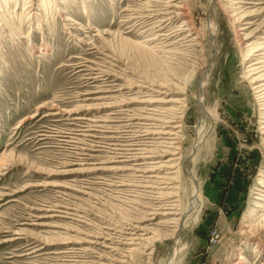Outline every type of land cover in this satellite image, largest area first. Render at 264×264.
Segmentation results:
<instances>
[{
	"label": "rangeland",
	"instance_id": "rangeland-1",
	"mask_svg": "<svg viewBox=\"0 0 264 264\" xmlns=\"http://www.w3.org/2000/svg\"><path fill=\"white\" fill-rule=\"evenodd\" d=\"M155 1L0 0V264H264V102L244 61L264 5L216 0L214 44L209 0L148 41ZM171 117L177 140L140 142ZM143 149L161 164L132 161ZM176 200L174 220L199 209L177 235L154 216Z\"/></svg>",
	"mask_w": 264,
	"mask_h": 264
},
{
	"label": "bare ground",
	"instance_id": "bare-ground-1",
	"mask_svg": "<svg viewBox=\"0 0 264 264\" xmlns=\"http://www.w3.org/2000/svg\"><path fill=\"white\" fill-rule=\"evenodd\" d=\"M250 1H252V2H250ZM254 1H256V2H254ZM244 2H245V4H248V5H250V4L251 5H264V0H249L248 2L247 1H244ZM148 3H149V5H148L147 8H151V9L150 10H146L149 13H147L148 15L143 16V18H147V19L150 18L151 20H153V19L157 20V21L151 22V23H149V24H147L145 26H141L142 28L150 27V30H154V33H156L154 35L155 38L152 39V40H148V41H160V40H162L161 38L163 37V40L165 42H167V41H170V40L177 39V37H180L182 35L181 33L183 31L182 27L179 30H176L174 32H169V31L171 29L170 27L172 25V22L175 19L177 20V19L183 18L184 20L186 19L185 21H188V18H184V17H187V15H186V11H185V9L183 7V0H165V1L164 0H157L155 2H148ZM173 3L175 4L174 6L172 5ZM209 4H210L211 15H210L208 20H209V22H211L210 23V29H211L210 32L213 35V39H212L213 41L212 42L215 44L216 43L215 37H216L217 32H216V30L213 29V26H214V22H215L214 14H215L216 8H217L216 0H209ZM238 10H240V9H238ZM249 15H252V14L242 15L241 19H246V17L249 16ZM66 21H70V19H67ZM190 26H192L190 24V22H185L183 27H187L188 28ZM245 29H247V28H242L241 31H243ZM191 31H192V29H189V32H191ZM248 38H250V36H248L245 39H248ZM261 40H264V37L260 38V39L258 38L255 41H252L250 43L248 42V45L246 46V54H247L248 58H246L244 61H247L248 59H251V58L254 57L253 62L251 64H249L248 69L246 71V79L249 80L250 83L253 85L252 88L255 91L257 99L260 102H264V41L262 42ZM90 80H92V78ZM206 81L207 80L204 81V85H206ZM153 86H154V89L156 90V91H153L154 93L163 94V92L159 91V88H161L162 85H157V86L153 85ZM162 88H163V86H162ZM203 91H205V90H203ZM203 91H202V93L199 96L200 102H203V100H204L203 98H205L204 95H203V93H204ZM150 99H151V97H150ZM143 102H145V101H143ZM147 103L153 104V103H175V102H172V100H166L165 102H157V101L149 100ZM203 112H204V108H202V111L200 112L201 114H200V117H199V121H201V119H202V116H203L202 113ZM207 113H208V110H207ZM174 119H176V118L175 117H171L169 119L166 118L165 119L166 121H164L163 124H162L163 126H161L162 128L157 129L156 130L157 132L151 131V130H146L145 134L143 135V138L140 139L141 140L140 142L144 143L145 140H149V138H147L148 136H159V135L165 136L166 139H164V140H168V141L177 140L176 129H178L179 126H178V122L176 120H174ZM263 124H264V122H263ZM172 125H174V126L171 128ZM198 129H199L198 130V135H200L201 131L203 132V126H198ZM263 129H264V127H263ZM168 136H171V137L167 138ZM201 137L198 138V141L196 142L197 144L195 143L196 147L194 149V153L192 154L191 162H193L195 160L196 151H197L198 147L200 146V143L202 142ZM158 139H162V138H158ZM158 139H156V140H158ZM168 144L171 145V143H168ZM142 145L143 144H140L139 146H142ZM135 147H137V146H135ZM137 150H139V149H135L133 151H137ZM140 151H142V152H138L139 156H137V154L135 152H133L134 154H131L132 161H138V160L144 158V160L149 161L148 165L155 164V163H151L150 164V161L151 162H153V161L156 162L158 157H162V155H163L162 153H165L163 151H159L161 153V155H160L159 152H157V151H151V150H146V149H143V150H140ZM167 155H169V154L167 153ZM119 158H122V157H119ZM156 164H161V163L156 162ZM163 164L161 166H159V169L160 168H167L169 170L170 169L172 170V169H175V167H176V166L166 167L165 164H168V162H164ZM146 169H148V170L145 171V172L142 171L141 173H148V172H152L153 171V169H151V167H144L143 168V170H146ZM160 170H162V169H160ZM157 171H158V169H157ZM174 173L176 174V172H174ZM156 177H160V176H156ZM160 179H162V178H160ZM166 179H168V178H166ZM172 179H174V178H172ZM164 180L165 179H163L162 181H164ZM188 181H189L190 185L192 186L194 203L198 204V207L200 209V207H201V198H200V196L198 194L196 181H195V179H193V177L191 175V172L189 170H188ZM164 182H161L160 185L161 184L162 185L165 184ZM169 182H171V180ZM169 182H168V184H169ZM175 183H177V182H175ZM171 188H174V186L171 187ZM163 190H165V189H163ZM174 190H176V192H173L171 190V192H173V194L169 193V192L166 193V194H163L164 199L165 200H169V199L177 198L178 197L177 196V191L179 190V188L176 187V188H174ZM178 203H179V201H177V200L176 201H170V202L167 201L166 204H164V206L162 208H159V210L162 213L154 214V216H156V215H160L161 216L162 215V216L166 217L167 218V220L165 222L166 224H174L175 234L178 231L179 232L183 231L185 228H189L191 230L193 228V225L195 224L196 217H197L198 210H199L197 208L196 211L192 212V214H190L189 216L185 215V217L188 216V218H189L188 223L185 224V222H184L185 218H182V220H180V219L174 220L172 218L173 216L180 215V214H176L177 212H179ZM185 221H186V219H185ZM261 221L263 223V224H261V230H264V217L261 218ZM245 228L250 229V226H248V227L246 226ZM262 232L263 231H260V234ZM175 234H173L172 237H175L174 236ZM243 234H245V233H243ZM261 237L262 238L261 239L259 238V241L257 243V246H256L257 248L259 246H261V245H264V234H262ZM179 248L180 247H177V249H176L177 252L179 251ZM177 252H176V255H177ZM243 260H244L243 257H238V259H237L238 262H236L234 264H243V262H242Z\"/></svg>",
	"mask_w": 264,
	"mask_h": 264
}]
</instances>
